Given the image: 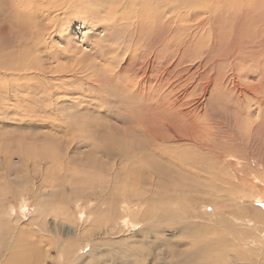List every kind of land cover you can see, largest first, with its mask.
<instances>
[{
  "label": "rangeland",
  "instance_id": "374dc122",
  "mask_svg": "<svg viewBox=\"0 0 264 264\" xmlns=\"http://www.w3.org/2000/svg\"><path fill=\"white\" fill-rule=\"evenodd\" d=\"M177 1L164 3L175 26L161 31L158 45L142 25L74 11L78 0H66L61 15L33 11L48 31L31 56L46 71L20 78L15 69L7 86L0 76L2 262L93 264L103 256L113 264L110 253L163 250L164 239L179 242L197 221L228 235L219 264H264L261 230L249 214L264 217V12L240 47L228 32L239 23L231 12L222 20L224 41L213 47L208 25L195 29L201 41L188 38V20L200 9ZM179 6L197 12L185 16ZM21 38L4 39L14 43L11 52L29 41ZM150 54L147 76L119 73ZM242 231L252 244L239 239Z\"/></svg>",
  "mask_w": 264,
  "mask_h": 264
},
{
  "label": "bare ground",
  "instance_id": "6f19581e",
  "mask_svg": "<svg viewBox=\"0 0 264 264\" xmlns=\"http://www.w3.org/2000/svg\"><path fill=\"white\" fill-rule=\"evenodd\" d=\"M75 1H77V0H75ZM78 1H79V3H81V5H79L78 7H75L76 5H74V7H75L74 11H77L78 13L81 12L83 9V12L88 11L89 16H92V17H94L98 20H101V21L106 19V20H110V21L114 20L115 22L116 21H120V22L122 21L124 24H126V22H128L129 24L127 27H131L133 25L136 27V29L137 28L140 29L143 26L144 28H146L145 33L148 34L147 36H149L148 38H149V41L152 45H158V42H160V40H158V39L160 37L161 31L166 30L168 28H172L173 26H175V18L173 16H168L169 13H171V12L168 11V13L166 14L167 9L170 6V4H164L166 0H110V1L98 0V2H100L99 4L97 3L98 5H96V3L94 4L93 0H78ZM179 1L181 2V0H179ZM182 1H184L183 3L186 4L185 0H182ZM66 3H67L66 0H0V73H1L0 76H1V78L4 77L3 81L5 82V84H2V85L7 86L10 83L8 78L11 74H13V71L15 69H19L22 71L21 74H19V76L21 75L23 78L25 76H27L28 74H31L33 72L39 73V72H43L44 70L46 71V68L43 67L44 64L38 62L36 60L37 58L31 56L32 50L34 48L39 47V45L41 43L40 39H45V43H46L47 39L45 36L47 35V31H48L45 28L46 26L44 28H41L39 26L40 24L35 25L38 21L34 20V19H37V16L34 14L33 11L35 10V12L38 14L39 13H48L49 14L51 12H56V11H58L57 13H59V11L63 8L60 6L66 4ZM172 3H174V2H172ZM92 4L96 8H89ZM187 4H188V6H191L194 8H196L195 6H197V8H198V9L196 8L197 11L200 9L199 12H197L196 9H194L197 13H195L193 15V17L190 18L189 20L187 19L188 21H190V20L194 21L193 24L187 25L189 30H190L188 38H191V39L195 38V39H198L199 41H201V39H200L201 36L198 38L199 31H196L195 29H197V28L202 29L206 25H208L214 29V32L211 35L213 47L221 44V42L223 40V39H220V36H222V31H223V29H222L223 21L222 20H224L223 18H228L229 15L231 14V12H235L238 14L237 20L239 23L238 24H232L231 28L229 29L228 32L233 37L239 39V41L237 42L239 44V47L241 45H244L243 43H245L244 37H246L247 33H248L247 27L250 24L252 25V23L257 21L256 16L257 15L259 16V12L261 13V11H262V14L264 12L263 11L264 10V0H209V2L207 4H204L202 2V0H189V1H187ZM172 5L173 4H171L172 8H175L177 6V5H175V3H174V6H172ZM186 5H185V7H186ZM99 6L106 7L108 9V12L106 14L101 15V11H99L100 9H98ZM166 7H167V9H166ZM179 7H177V10L181 11L180 8H183V7H180V8ZM234 7H236V8H234ZM67 9L69 11L71 10L69 8H67ZM183 9H185V8H183ZM190 9L189 10L185 9L184 12L185 13L187 12V14H184L185 16H188L189 11H190V13H193L191 11H194V10H192V9L190 10ZM63 13H65V11ZM59 15H61V13H59ZM183 17L184 16H182L180 18H183ZM185 19L186 18H183L182 21H184ZM230 19H231V17H230ZM194 24H197V25H194ZM205 28H207V27H205ZM255 28L257 29V26ZM129 29H131V28H129ZM252 30H254V29H252ZM141 31L142 30H140V32ZM263 31H264V29H263ZM187 32H189V31H187ZM262 33H264V32H262ZM15 34L20 35V37H22L21 39H23L24 37L26 39L29 38V41L20 42L19 43L20 45L18 46L19 48H17L15 50V52L12 51V52H14V54H12L10 49L14 43L10 44L7 41H5L4 39L9 38V40H10V38H13V36ZM141 36L142 35H140V37ZM253 36L254 35H250V37H252V38H253ZM187 40H189V39H187ZM95 42L101 43L99 41V39ZM42 43L44 44V42H42ZM263 45H264V43H263ZM239 47L238 48H237V46L233 47L234 49L236 48L235 54L238 53ZM7 49L9 51H7ZM148 57L149 58H147L146 61L140 60V62L125 63V65H123L124 66L123 69L119 73H123L125 71H128L129 68H132L131 70L135 71L134 72L135 74H137L139 76H143V75L147 76L148 71H151L149 66L153 65L152 62H150V65H149L148 64L149 61L154 62L156 59L155 58L156 56L154 57L152 54H150V56H148ZM182 58H183V56H182ZM34 68H36V70ZM119 70H117L115 72L117 73ZM21 76H20V78H21ZM11 81H13V80H11ZM147 83L152 84L153 80L150 82L147 81ZM160 83H162V79L159 81V84ZM156 84H158V82H156ZM117 137L119 139L118 141L128 142L127 141L128 138L125 136L123 137V136H120V134H117ZM126 145L127 144L125 143V146ZM128 145H129V143H128ZM123 148H125V147H123ZM156 166L159 167L160 170H163V168H164V166H161L159 164H156ZM132 173L135 176H138V178L142 176L140 168H138V170H137V168H135L132 171ZM160 175L161 174H159V177L162 178ZM161 181L162 180H160L159 182H161ZM162 182L164 183V181H162ZM162 182H161V184H162ZM162 186H163V184H162ZM127 200H125V202H127ZM102 201H103V198H102ZM129 202H127V203L129 204ZM118 203H119L120 208H122V205H124V203H122L120 201H118ZM128 207L130 209L129 212H133L131 210L133 208H131L130 205H127L125 207V209ZM114 209L115 208L111 209L110 214H112V216L118 215L117 218L119 219V214L116 211V209L115 210ZM146 211H147V216L150 217L152 215L150 203H148ZM249 214H250L251 218L254 217L255 219H257V221L251 220L250 223L254 222L255 224L253 223V225H256L258 223L257 227H256V228H258L257 231H260V230L262 231L263 229L259 228L260 224L264 225V217H262V212L258 209H253V212L251 211ZM120 216L122 217L121 214H120ZM192 220L196 221L195 219H192ZM241 220L247 221L245 218H242ZM123 221L130 222L128 219V215L123 219ZM247 223L249 224V222H247ZM210 227L208 224H202V223H200V222L198 223L196 221V222L188 224L186 227H184V230H183V233H182V236H181V239L179 240V242L175 241L174 239H169V238L164 239L165 240V242H164L165 248L163 250L142 251V250H139L137 248H132L128 251H125L123 254H121V253H116V254L110 253L108 259L110 260V263H113V264H219V262L222 259L220 255H221V253H223L225 251L223 248L225 247L224 245L227 244L225 242V240L223 239V236L225 239L228 240V235L227 234H223L222 236L216 235L214 230H211ZM253 228H255V227H253ZM261 231L259 232V235H261V237L263 238V241H264V231L263 232H261ZM239 236H241L239 239L242 241L244 240V242H246V244H248V243L252 244L253 237L248 232L242 231V232H240ZM228 241H230V240H228ZM242 245H243V242H242ZM244 246H245V244H244ZM246 248H248V246ZM232 249H234V248L232 247ZM221 250H222V252L219 253V251H221ZM263 250L264 249H262V251ZM100 257H103V256L96 257V259H98V261L93 262V264H103V261L101 260ZM12 259H13V261H11ZM12 259L3 260V262H2L1 257H0V264H16L15 261L19 262L14 257ZM91 263H92V261H91Z\"/></svg>",
  "mask_w": 264,
  "mask_h": 264
}]
</instances>
